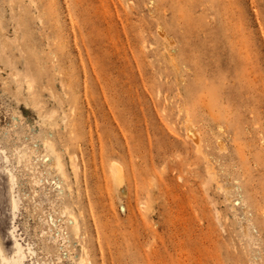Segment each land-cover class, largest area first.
<instances>
[{"label":"rangeland","instance_id":"1","mask_svg":"<svg viewBox=\"0 0 264 264\" xmlns=\"http://www.w3.org/2000/svg\"><path fill=\"white\" fill-rule=\"evenodd\" d=\"M7 168L25 264H264V0H0L13 256Z\"/></svg>","mask_w":264,"mask_h":264},{"label":"bare ground","instance_id":"2","mask_svg":"<svg viewBox=\"0 0 264 264\" xmlns=\"http://www.w3.org/2000/svg\"><path fill=\"white\" fill-rule=\"evenodd\" d=\"M253 1V0H252ZM256 15H257V12H256ZM258 17V16H257ZM259 21V20H258ZM263 29V28H261ZM263 32V31H261ZM163 34V33H162ZM166 35V34H165ZM164 35V36H165ZM168 37V36H167ZM163 38V37H162ZM169 41V40H168ZM170 44V43H169ZM172 45H173V42H172ZM173 52V51H171ZM171 52H168V55L171 54ZM170 53V54H169ZM174 54V53H173ZM169 57V56H168ZM173 56L170 55L169 58H172ZM172 61V60H171ZM28 86V84H27ZM29 87V86H28ZM29 89V88H28ZM31 89V87H30ZM31 92V91H30ZM188 121V122H187ZM190 119L186 120L185 121V132H186V137L188 139H191L194 144H196V148H197V152H201V141L199 140H202L201 138H199V136L196 137V134H195V128H192L194 126H191L192 123ZM195 132H194V131ZM198 134V132H196ZM199 135V134H198ZM127 144V143H126ZM221 147V146H220ZM223 149V148H222ZM221 149V150H222ZM203 150V149H202ZM17 151V154H18V160L20 162H22L23 160H25L26 162L28 161H31V158L30 155L23 151V150H16ZM127 152V151H126ZM1 153L3 154L4 156V160L8 163L9 162V159L6 155V152L1 150ZM44 153H46V155H48V160H49V165L51 166V168L58 174L61 176V178L63 180L66 181L67 178V172H66V168H65V164L63 163V159H61V156L57 153V151L55 150L54 146L52 143H50L48 140L45 141L44 143ZM33 155V154H32ZM126 155V154H125ZM201 155V154H200ZM203 155V154H202ZM206 157V155H205ZM30 159V160H29ZM72 159V158H70ZM74 161V160H72ZM71 161V162H72ZM29 163V162H28ZM73 164V163H72ZM130 166V165H129ZM75 167V166H73ZM213 167V166H212ZM72 168V167H71ZM78 168V167H75V169ZM213 169V170H212ZM211 169V166H208V172L210 173V175H212V177L214 178L215 176L211 173V171H215L214 170V167ZM74 170V168H73ZM111 177L113 178V181L114 183L117 185L121 182V175H122V170H121V167L119 165H117L116 163L113 164L111 166ZM7 172H8V176H9V183H10V190H11V208H12V227H11V231H10V234L13 238V241H14V245H15V252L13 253L14 255L13 256H9L7 255L4 247H3V243H1V240H0V264H25L27 261L29 260H33V259H30V258H33L35 252L33 251V249L31 248L30 244H28L27 246H24L23 244V238L21 237V235L18 234V230H17V226L15 224V219H16V212L19 210V206H20V199L16 198L15 194H14V188L15 186H17V175H15V173L13 172L12 169H8L7 168ZM76 175V174H75ZM74 175V176H75ZM209 175V174H208ZM216 175V174H215ZM210 177V176H209ZM217 177V175H216ZM212 178V180H213ZM211 179V178H210ZM211 180V181H212ZM36 181V180H35ZM37 182V181H36ZM208 182V181H207ZM213 182V181H212ZM210 183V182H209ZM121 185V184H119ZM136 185V184H135ZM218 185V184H217ZM122 189V188H121ZM218 189H222L220 185H218ZM70 190V189H69ZM123 190V189H122ZM70 192V191H69ZM150 208V207H149ZM148 211V210H147ZM152 211V210H151ZM62 214L65 215V214H68L70 216H73L72 212L68 211V207H63L62 208ZM149 214V212H148ZM147 214V215H148ZM71 231L74 235H77L78 236V233L80 231V228H79V223L77 221V219L73 216L71 218ZM17 223V222H16ZM245 236H248V230L247 229H244L243 230ZM76 236V238H77ZM62 238L63 240L65 241L66 238L62 235ZM85 248V247H84ZM83 249V247L81 248ZM86 249V248H85ZM82 251V250H81ZM87 251V250H86ZM85 251V252H86ZM84 252V251H83ZM84 254V253H82ZM81 254V259L79 258L78 260V264H86L88 261L87 259H84L82 258V255ZM85 256H88L84 254V257ZM59 258V257H58ZM256 263L259 264L260 262L256 260Z\"/></svg>","mask_w":264,"mask_h":264}]
</instances>
